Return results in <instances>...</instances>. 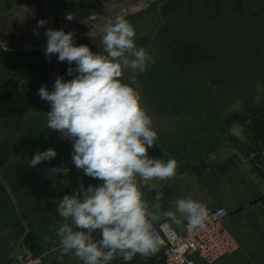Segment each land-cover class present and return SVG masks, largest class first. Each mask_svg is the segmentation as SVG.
<instances>
[{"label":"crops","instance_id":"obj_1","mask_svg":"<svg viewBox=\"0 0 264 264\" xmlns=\"http://www.w3.org/2000/svg\"><path fill=\"white\" fill-rule=\"evenodd\" d=\"M183 1L185 0H0V40L5 42V49L9 50L0 51V55L7 57L4 64L11 69L20 62L19 59L34 57L35 71L46 72V85L53 88L56 69L44 55L47 43L44 33L48 28L72 31L77 45L86 44L93 51H102L101 37L107 20L119 15L134 26L135 42L139 47L142 46V40L156 38L159 28L156 26L157 12L164 17L165 20L161 17V25H164L167 21L164 9L168 3ZM67 14L73 15L75 19V26L72 28L62 24V17ZM41 19L47 23L38 28L39 36H36L33 30L37 29V23ZM144 31L145 35H141ZM34 44L36 47L30 49L31 53L13 52L19 45V49H25ZM143 47L149 48L148 43L145 42ZM55 57L57 70L67 71V62H58L57 56ZM40 58L44 65L38 63ZM226 68L230 67L219 64V72ZM246 68L252 67L249 64ZM11 69V73H7L3 81V88L9 94L13 93V87L19 78L16 74L13 75L14 71ZM24 73L22 70L21 83ZM200 77L201 74L198 75L197 88L202 89H199L196 96L189 94L190 82L187 79L176 83L169 80L165 85L167 94L162 96L157 110L151 113L152 120H161L163 125L158 127V123L153 124L158 134L159 146L150 148L149 155L163 160L175 159L177 170L172 179L152 181L157 185L156 188L144 187V198L150 205L160 203L163 211L169 210L171 202L177 197L189 195L207 208H228L231 214L225 225L239 241V249L215 264H264V76H261L259 82L244 81L245 84L239 87L232 85L234 79L231 78L220 83L216 80L205 81ZM70 79L72 77L68 76L64 80ZM38 81L40 84V78L36 79L37 83ZM208 82L212 83V94L206 96L204 88ZM46 109L44 107L38 114L45 117ZM52 177L56 179L52 193L49 181L45 182L43 179V185L39 186L43 190H39L36 206L37 244L36 248L27 245L31 231L27 227L25 255L33 259L41 257L42 261L37 264H82L72 255L61 254L58 237L50 227L61 223L56 211V201L71 193L76 187V181L73 180L72 187L70 183L67 191L59 187V176ZM8 187L13 200H2L0 210L6 206L14 211L13 218L16 215L22 216V204L12 194L10 184ZM19 218L6 222L0 216V231L4 227H12L7 235L13 239V234L18 232ZM186 223L185 221L181 226L172 224L182 231ZM161 257L162 251L159 249L156 255L148 259L137 255L132 261L120 258L113 260L111 264H158ZM195 260L198 264H208L198 256H195ZM5 262L12 263L9 260Z\"/></svg>","mask_w":264,"mask_h":264},{"label":"clouds","instance_id":"obj_2","mask_svg":"<svg viewBox=\"0 0 264 264\" xmlns=\"http://www.w3.org/2000/svg\"><path fill=\"white\" fill-rule=\"evenodd\" d=\"M46 23L39 20L33 34L39 36L38 28ZM44 34L48 62L56 55L58 62H67L66 74L72 77L65 81L57 76L51 91L47 85L39 88L38 96L50 105L44 113L46 128L71 141L72 164L101 182L87 187L79 183L56 201L61 223L50 227L58 237L61 254L72 255L82 264H111L120 258L132 261L137 255L148 259L159 251L155 222L165 219L181 226L186 221L194 230L204 228L207 207L191 195L177 197L167 211L144 198V187H157L152 181L176 175L177 161L149 155L150 148L159 146L158 134L142 103L136 75L155 61L145 47L137 46L134 26L123 16L108 19L102 51L77 45L72 31L48 28ZM128 68L134 75L125 82L123 74ZM56 156L51 147L37 151L29 167ZM49 171L63 175L59 183H71L67 166Z\"/></svg>","mask_w":264,"mask_h":264},{"label":"rangeland","instance_id":"obj_3","mask_svg":"<svg viewBox=\"0 0 264 264\" xmlns=\"http://www.w3.org/2000/svg\"><path fill=\"white\" fill-rule=\"evenodd\" d=\"M222 4L225 10H222V15L219 16V10L215 9L213 0H205V3L202 0L168 3L164 9L167 17L164 25H161V17L163 19L164 17L157 12L156 26L160 29L158 28L156 38L142 40V46L145 42L148 43L149 48L146 49L153 53L151 56L155 63L150 64L144 73L136 75L142 103L150 116L155 109L157 110L162 96L167 94L165 85L169 80L176 83L181 79H187L190 82L189 94L196 96L199 89H202L197 88L199 74L202 75L200 78L211 82L216 80L223 83L230 78L234 79L232 85L236 87L244 85V81L259 82L261 76H264V3H249L246 12L237 14L244 15L240 17L229 12V3ZM256 11L257 14L251 18V13ZM141 35H145V31L141 32ZM20 47L17 46L13 52L31 53L30 49L36 45L25 47L26 50L19 49ZM7 50L5 42L0 40V51ZM55 56H52L50 62L56 69L55 78L62 76L68 79L66 71L57 70ZM6 58L3 54L0 55V175L10 184L12 194L22 204L25 214L22 213V216L27 219L28 227L31 229L26 243L36 248L38 238L36 206L39 190H43V187L39 186L43 185V179L45 182L49 181L52 193L56 180L49 169L54 166H67L70 169L67 179L70 178L71 187L74 185L73 180L76 181V187L79 183L87 187L101 182L85 176L82 170L72 164V142L61 139L58 132L47 129L44 115L38 114L44 107L47 108L46 112L50 111V105L42 102L37 94L39 86L47 83V73L35 71L34 57L19 59L17 65L13 64L16 67H12L13 75L19 76L17 84L15 88L13 87L12 94L6 93L3 81L7 73L8 75L11 73V67L4 64ZM38 63L44 65L43 59H38ZM219 64L230 68L219 72ZM249 64L251 69L246 68ZM22 70L25 73L21 83ZM133 75L130 68L125 69L124 81L128 82ZM37 78H40V84L39 81L36 82ZM208 83L204 88L206 96L212 94V83ZM48 89L51 91L52 87ZM155 123H158V127L160 124L163 125L161 120H153V124ZM49 147L57 151V156L51 161L41 162L35 168H30L31 157L37 151H45ZM58 176L60 179L64 178L62 174ZM69 186L70 184L65 186L59 183V187L67 191ZM13 215L14 211L9 207L5 206L0 210V216L6 222L19 218L17 215L13 218Z\"/></svg>","mask_w":264,"mask_h":264},{"label":"built area","instance_id":"obj_4","mask_svg":"<svg viewBox=\"0 0 264 264\" xmlns=\"http://www.w3.org/2000/svg\"><path fill=\"white\" fill-rule=\"evenodd\" d=\"M70 16L71 19H68ZM65 27L75 26L73 15L62 17ZM208 218L202 229H192L184 224L182 231L177 230L171 221L164 220L154 224L155 234L159 237V249L162 251L158 264H198L195 256L208 264H215L225 256L233 255L239 249V241L228 230L225 221L230 216L229 209L224 206L210 207ZM42 259L25 255L21 264H37Z\"/></svg>","mask_w":264,"mask_h":264},{"label":"flooded vegetation","instance_id":"obj_5","mask_svg":"<svg viewBox=\"0 0 264 264\" xmlns=\"http://www.w3.org/2000/svg\"><path fill=\"white\" fill-rule=\"evenodd\" d=\"M203 3H205V0H202ZM213 2L215 3V9L216 10H219L218 12V15L221 16L222 15V10H225L223 9V4L222 3H229V7L230 9L228 8L229 12H231L232 14H234L235 16H244V15H237L238 13H244L246 12V7L248 6L249 3H264V0H213ZM259 11V10H258ZM256 11L255 13H251V18L257 14ZM218 16V17H219ZM8 200H13V198H11L10 196V193L7 194L3 201H8ZM20 218H19V221L17 223L18 225V232L16 234H13V240H14V250L12 251L13 254L15 253H19V250H20V247L21 245H24L25 246V242H26V234H25V230L26 228L28 227V224H27V219L26 218H23L22 216L18 215ZM12 227L11 228H2V230L0 232H4L5 231V234H9L10 231H11ZM3 264H10V262H4Z\"/></svg>","mask_w":264,"mask_h":264},{"label":"water","instance_id":"obj_6","mask_svg":"<svg viewBox=\"0 0 264 264\" xmlns=\"http://www.w3.org/2000/svg\"><path fill=\"white\" fill-rule=\"evenodd\" d=\"M9 187L6 181L0 176V202L9 194ZM14 240L4 232H0V263L7 260L12 261L11 264H21L22 258L25 256V246L21 245L19 253L13 254ZM2 252V256H1Z\"/></svg>","mask_w":264,"mask_h":264},{"label":"bare ground","instance_id":"obj_7","mask_svg":"<svg viewBox=\"0 0 264 264\" xmlns=\"http://www.w3.org/2000/svg\"><path fill=\"white\" fill-rule=\"evenodd\" d=\"M163 19V18H162ZM164 21V20H163Z\"/></svg>","mask_w":264,"mask_h":264}]
</instances>
